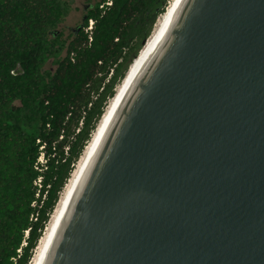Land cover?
Here are the masks:
<instances>
[{
    "label": "water",
    "instance_id": "obj_1",
    "mask_svg": "<svg viewBox=\"0 0 264 264\" xmlns=\"http://www.w3.org/2000/svg\"><path fill=\"white\" fill-rule=\"evenodd\" d=\"M44 264H264V0L182 1Z\"/></svg>",
    "mask_w": 264,
    "mask_h": 264
},
{
    "label": "trees",
    "instance_id": "obj_2",
    "mask_svg": "<svg viewBox=\"0 0 264 264\" xmlns=\"http://www.w3.org/2000/svg\"><path fill=\"white\" fill-rule=\"evenodd\" d=\"M165 10L166 0H100L66 43L54 33L71 11L66 2L0 0V264L31 262L117 84ZM39 177L42 194L49 188L36 209Z\"/></svg>",
    "mask_w": 264,
    "mask_h": 264
},
{
    "label": "bare ground",
    "instance_id": "obj_3",
    "mask_svg": "<svg viewBox=\"0 0 264 264\" xmlns=\"http://www.w3.org/2000/svg\"><path fill=\"white\" fill-rule=\"evenodd\" d=\"M182 1L183 0H170L169 7L158 18L154 26L152 35L149 37L145 46L140 51L133 64L130 66L124 80L116 90L115 96L107 105L96 129L91 136L90 141L84 148V151L79 158L76 167L74 168L60 195L57 205L49 219L42 237L37 244L33 258L29 264H44L49 249L54 241V238L58 232V229L62 223V220L67 212V209L71 203V200L75 194V191L80 183V180L90 159L92 158L99 142L101 141L108 125L110 124L114 114L116 113L119 105L121 104L134 78L136 77L139 69L175 18L177 11L182 4Z\"/></svg>",
    "mask_w": 264,
    "mask_h": 264
},
{
    "label": "rangeland",
    "instance_id": "obj_4",
    "mask_svg": "<svg viewBox=\"0 0 264 264\" xmlns=\"http://www.w3.org/2000/svg\"><path fill=\"white\" fill-rule=\"evenodd\" d=\"M64 2H66L67 4H69L71 11L69 13V15L67 16V18L63 21L62 24H60L55 30V38L59 41H63V42H70L73 38H74V34L75 31L81 27L84 24V20L85 17L87 15L88 9L90 7H93L97 2H99L100 0H62ZM169 3L170 0H166V10L169 7ZM165 10V11H166ZM161 16V15H160ZM159 16V17H160ZM89 23V27H90ZM154 30V29H153ZM153 32V31H152ZM152 35V33H151ZM150 35V36H151ZM149 39V38H148ZM143 49V48H142ZM141 49V50H142ZM140 50V51H141ZM139 51V53H140ZM138 53V55H139ZM137 55V56H138ZM137 58V57H136ZM135 58V59H136ZM134 59V60H135ZM134 60L132 61V63L129 65L126 74L128 73V70L130 68V66L133 64ZM47 70H52L54 71L56 69V66L53 63V60H50L46 66ZM125 78V77H124ZM123 78V80H124ZM122 80V81H123ZM122 81L117 84L116 88H115V94H116V90L118 89V87L120 86V84L122 83ZM115 96V95H114ZM110 102V100H109ZM108 102V104H109ZM107 104V105H108ZM107 107V106H106ZM106 109V108H105ZM93 134V133H92ZM92 136V135H91ZM91 139V138H90ZM90 141V140H89ZM87 145V144H86ZM86 147V146H85ZM84 151V150H83ZM78 163V162H77ZM77 165V164H76ZM76 167V166H75ZM74 167V168H75ZM72 174V173H71Z\"/></svg>",
    "mask_w": 264,
    "mask_h": 264
},
{
    "label": "built area",
    "instance_id": "obj_5",
    "mask_svg": "<svg viewBox=\"0 0 264 264\" xmlns=\"http://www.w3.org/2000/svg\"><path fill=\"white\" fill-rule=\"evenodd\" d=\"M91 26H92V22L90 24V27H89V30L91 29ZM113 69L110 70V74L108 75L106 81H105V84L109 82V79L111 78V76L113 75ZM103 88H104V85L103 87L100 89V92L103 91ZM97 98V95H93L92 96V99L93 100H96ZM91 106V104L89 105V107ZM82 125V122L80 123V126ZM77 133H79V129L77 130ZM43 149V148H41ZM68 151H69V148H65V156L67 157L68 156ZM45 159L43 157V155H41L38 159V163L35 165V169L37 171H40L39 167H38V164L42 167L43 165H45ZM34 185L35 187L37 188V192H36V195H35V198H36V201L33 202L32 204V207L33 208H36V209H41L42 206H43V203L46 199V195H47V190L49 187L46 188V192L44 194H42V190L44 189L43 187V183H42V177H39L35 182H34ZM41 199V201L39 202V200ZM37 217H38V214H36L34 217H32V220L33 221H37ZM25 236L28 237V231L25 233ZM23 246H26V244L24 243ZM20 253V251H19Z\"/></svg>",
    "mask_w": 264,
    "mask_h": 264
}]
</instances>
